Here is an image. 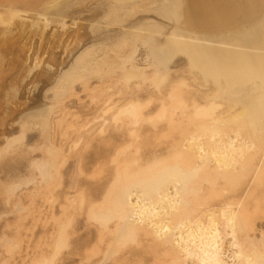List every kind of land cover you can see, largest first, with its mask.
Instances as JSON below:
<instances>
[{"label": "bare ground", "instance_id": "obj_1", "mask_svg": "<svg viewBox=\"0 0 264 264\" xmlns=\"http://www.w3.org/2000/svg\"><path fill=\"white\" fill-rule=\"evenodd\" d=\"M115 1H110L108 10L104 9V17L91 26L90 30L95 34L93 43L73 56L75 50L82 46L81 43L87 40L89 35L86 33L77 36L73 48H70L71 45L67 48L65 58L59 62L66 69L59 70L51 89L57 102L66 94L73 93L78 85L87 92L90 81L97 79L101 82L107 76L118 72L130 89L132 83L136 87L148 84L158 94L165 82L172 79L170 65L176 57H184L186 67L179 73L175 85H170L172 90L156 112L146 113L149 104L139 101L138 98L126 102L109 99L106 107L100 108V113L97 111L94 116L96 120H87L81 128L83 130L89 127V131L85 129L83 135L90 136L92 141L96 139L95 134L101 136L109 133L104 145H110L108 151H113L112 161L116 163L114 174L90 198H84V194H79L78 191L76 195L79 200L72 196L70 200L66 199L70 201L69 207L74 210H86L87 223L89 220L90 224L99 226L98 238L104 251L100 252V262L108 264L120 247H127L129 250L128 246L132 244L140 247L146 244L156 249L157 256L154 257L157 264H264V228H257L256 225V221L261 220L258 217L259 212L256 211L259 210V204L255 202L257 205L254 212L249 213L246 210L248 206L244 205L245 198H235L243 187H246L245 193L249 190L248 198H252L251 195L256 190L252 192L253 186L251 183L247 184L249 177L257 189L264 184L263 4L258 7L260 9L257 10L255 18H248L250 10L238 5V0ZM50 3H45L46 7ZM62 3L59 8L57 5L58 12L53 15L64 18L65 11L68 12L76 2L71 4L73 2L67 0L64 6ZM25 6L24 0H0V7H6L0 11V26L4 34L2 36L9 34V31L11 36L12 27L21 29L26 25L25 28L29 29V25L24 24L25 21L22 23ZM52 10L56 11L54 8ZM140 12L145 15L153 13L163 22L168 21L173 24V30L166 33L168 27L165 23L139 22L137 19V23L132 21L125 30L115 27H124L130 18L134 19ZM45 15L41 13L39 18L42 19L37 18L44 21V25L42 21V25L36 23L40 29H37L39 27L36 24L33 25L37 28L32 33L42 35L40 40L43 39L45 28L51 23L49 20H52ZM232 17L239 19L233 25L216 24L213 20ZM241 22L243 23L239 28L236 27ZM104 23L105 28L102 27ZM124 23L126 24L123 25ZM61 25L66 29L67 26L65 27L62 20ZM106 25L115 27L116 30L111 29L113 32L104 34L102 32ZM255 25L258 26L254 28ZM231 29L238 30L233 33L235 31ZM161 37L164 39L161 40ZM101 40L105 42L97 44ZM1 42L2 46L7 45L5 41ZM139 46L144 54L142 59L136 56ZM111 51L117 54L115 61L112 60L114 56H111ZM37 59L38 57L35 62L40 65L42 61L38 62ZM53 64L59 66L58 61ZM105 67H108L107 72H104ZM49 68L54 76L57 69L53 66ZM147 69H150L151 75ZM182 89L188 92L187 96L182 93ZM192 90L198 93L199 99L196 94H192V98L188 96ZM92 92L95 91L92 89ZM51 111L49 108H42L31 113L28 117L32 119L30 123L34 119L36 124L38 121L42 124L48 121L50 124L47 119L51 118ZM13 115L15 114L11 116ZM42 124L39 125L40 128L44 126ZM121 128L125 133L120 131ZM67 131L64 132L65 139ZM67 135L70 136L68 133ZM149 139H163L166 143L163 141L164 144H157L153 151H147L148 147L144 146ZM82 140L83 137L73 140V148H78ZM88 140L86 145L90 143ZM103 146L98 152L97 149L96 152L92 150L95 154L89 156L93 157L91 164L101 163V160L107 158L109 154L104 153ZM46 149L44 151L48 153ZM54 149L48 150L52 152L48 154L54 157L50 159L52 161L49 164L43 162L39 168L44 183L55 178L61 181V168L65 164L63 148L60 146L58 150ZM72 222L71 217L56 221L52 253L48 258L44 255L37 264H53L69 248L68 230ZM88 231L94 237V230L91 228ZM99 243L96 247L92 246L91 253H99ZM142 248L144 249V245ZM90 258L92 256L88 255L86 260H91Z\"/></svg>", "mask_w": 264, "mask_h": 264}, {"label": "rangeland", "instance_id": "obj_2", "mask_svg": "<svg viewBox=\"0 0 264 264\" xmlns=\"http://www.w3.org/2000/svg\"><path fill=\"white\" fill-rule=\"evenodd\" d=\"M46 1L50 3V0L49 1L24 0L26 6L23 9V11L26 9L24 12L27 14L23 13L24 15H22V18H24V20L22 21V18L20 20L22 21V23L25 21L26 23L24 22V24L29 25L28 26L29 29L25 28L26 25L23 26L24 29L23 28L13 29L12 27V29L10 30H12L14 33L11 32V36H12L11 37L10 31L9 34L2 36L4 35L3 28L0 26V34H1L0 35V88L3 90L2 91L0 89L1 91L0 92V149L2 148L0 151V264H37L39 263V261L41 262V258L44 255L47 256V258L50 257L52 253V245H53L52 243H54L53 242L55 236L54 234L57 226L56 221L58 219L65 220L67 219V217H71L73 221L72 223H70L71 226L70 229L68 230L69 240H70L68 241L69 248L60 255L61 257L60 256L57 257V259L53 264H81L82 262H83L82 264H96V263L98 264L101 263L100 260H102V256L100 252L101 251L104 252L102 247L100 246L99 238H98L99 226L90 224L89 220L87 223V217L85 214L86 210L84 211L83 209L82 211L80 209L78 210V208H75L74 210L73 208L69 207L68 203L70 201L67 200H70L72 197L73 199L75 198L79 200L80 198H78L77 196L78 191H80L79 194H84L83 195L85 196L84 198L87 199L88 196L90 198L91 195L96 193L98 191L97 189L100 188L103 185V183L110 176L114 174L113 168L115 166L114 165L115 162L112 161V158L114 156L113 151H108L110 145L109 146H107V144L104 145V143L107 142V137L109 136V133L101 136L95 134L96 139L92 141L89 138L90 136L88 137L87 135H83L85 129L89 131L88 130L89 127L85 129L83 128V130L81 128L85 123L94 119V116L96 115L97 111L98 113H100V110L104 108V106L106 107L107 104L106 102L109 99H113L115 101L120 99L123 102L129 101L131 99L134 100L139 99V101L149 104L145 110L146 113L149 114L150 112L151 113L156 112V110L162 104V101H164V99H167L169 92L172 90L171 86L175 85L174 82L176 79H178L179 73L182 72L186 67V63H185L186 60L184 57H183L184 59L182 57H176L172 61L173 64L170 65V73L173 74L172 75L173 80L171 79L170 82L166 81L162 90L158 94L154 93L153 87L152 86L149 87L148 84H144L143 86L136 87V85L132 83L131 84L132 86L130 85L131 86L130 89V87H128V85L123 82L121 73L118 72L116 73L117 75L113 74L107 76V78L101 82L97 79L90 81L88 84L89 87L87 92L84 91L81 85H78L75 88L76 90L74 89L73 93L66 94L65 97H62V99L59 102H57L54 99V94H51L52 93L51 89L54 86V78L57 77L59 70L61 71L66 69V66L60 65L59 62L63 61V59L65 58L67 53L66 52L67 48L70 45H71L70 48L74 47L77 36L85 35L86 33L89 35L87 36L88 38L86 37L87 40L81 43L82 46H80L79 49L77 48L75 50L73 56L76 55L77 51L84 49L85 46L87 47L94 42L95 34H93V31L90 30L91 26H93L94 23H96L97 21H100L101 17L102 18L104 17V9L107 8L115 0H74V1L71 0L73 2L71 4H74L75 2L76 3L74 4L75 6L71 5L70 8L71 10L66 9L68 12L65 11V14L63 15V17L66 19L61 18L59 16H55L53 14L58 12L57 8H59V5L62 2L65 3V1L67 0H56L59 2L52 0L53 3L55 2V4H52L51 2L50 4H47L48 7H46L45 4L47 3ZM117 1L118 0H116L115 2ZM138 1H142V0H138ZM64 3H62L63 6L65 5ZM77 3H80V5ZM239 4L243 5V7L246 8L247 10H250L249 13L250 16H248V18L256 17L257 14L256 12L258 9H260L258 8L260 5L263 4V6L261 7L262 9H264L263 8L264 0H238V5ZM20 6L24 7L23 4H20ZM6 7L4 8L0 7V11L2 9H6ZM40 8L43 9L44 11L43 10L41 11ZM53 8L54 11L56 10L55 12H53L52 10ZM108 8L106 10H108ZM61 10L64 12V9ZM41 13L42 15H44L45 13L46 14L45 17L47 19L48 18L52 19L49 20L51 21V23L48 24V28L46 29L44 27L45 34H43L42 40H40L41 39L40 36L42 35L35 34V32L32 33V31H35V29L37 28V27L35 28V26L40 25L41 21L42 24L44 25V21L39 20L42 19L39 18L40 17L39 15H41ZM262 13L263 12L261 11V15ZM146 14L147 15H145V13L144 14L141 13L138 16L135 15L134 19L130 18L127 21V24L126 23L123 24V25L126 24L124 27L123 26L120 27L115 26V27L116 28L118 27L122 30L124 28L125 29L128 28L129 25L132 24V21L133 23H137L138 21L139 22L152 21L158 23L160 22L162 24L165 23V26L167 25L168 27L166 33L168 31L173 30L172 29V27H174L173 24L169 23L168 21L164 20L163 22L162 19H159L153 13L151 15H148V13ZM25 19L28 21L29 24ZM36 19L39 21H37ZM236 19H237L236 17H232V18H222V19L220 18V20L217 19L218 21H216V18L213 20L214 22H216V24L231 23V25H233L235 24L236 21L239 20ZM61 20L64 22L65 27L67 26L66 29L62 27ZM249 21L247 20V22ZM36 23H38V25ZM242 23L243 22H241L240 24H236L238 25L236 27L239 28V26ZM34 24L36 25L33 26ZM257 26L255 25L254 28ZM102 27L105 28V23L104 25L102 24ZM107 27L106 29L109 30L103 29L104 32L102 33L105 34L108 31L111 32L112 30H116L114 26H113L114 28H112L111 26H109L108 28ZM25 29H27V31ZM37 29H40V27ZM18 30L22 31V33ZM231 30L235 31L233 29ZM237 30L233 33H236ZM223 31L224 30H222V32ZM15 32L17 34L18 33L20 34H18L17 36ZM27 32L29 33L27 34ZM214 32L218 33V31H214ZM214 32H212V34ZM220 32L221 31H219V33ZM36 35L37 37H35ZM162 39H164V37H161V40ZM1 41H5L7 45L2 46L3 44H1L2 43ZM99 42L100 44H102L105 42V40L98 41L97 44H99ZM10 45L12 46L10 47ZM110 45L111 44H109V46ZM140 47L141 46H139V50L136 54L138 59H142L144 56V54L142 53V47L141 48ZM111 56L112 57L114 56L112 60L115 61L117 59L115 58L117 56L115 52L111 51ZM37 57H38L37 59L38 62L42 61L40 65L36 64L35 62ZM57 61L59 66H54L53 63ZM50 66H53L55 67L54 69H57L56 70L57 72L54 74V76H52L53 74L51 75L52 72L51 69L49 68ZM142 66L146 67V65L144 64ZM107 68L108 67L104 68V72H107L106 71ZM147 71L150 75L152 74L150 73L151 72L150 69H147ZM50 76L53 77L52 80ZM120 80L122 81L120 82ZM141 88H143V90ZM10 89L12 90V92ZM92 89L95 92H92ZM103 92L105 93L104 96H103L104 94ZM117 92L118 95L116 94ZM182 93L185 96H187L186 94H188V92L185 89L184 90L182 89ZM16 94L17 96L15 97ZM135 94L137 96H135ZM192 94L193 96H195L196 94L197 99H199L198 97L199 95H197L198 94L197 92H194L192 90L190 95L188 96H191ZM263 96H264V92L262 94V98H264ZM63 98L64 99L67 98V99L63 101ZM148 101H150L151 103ZM5 102H7V106H5ZM42 108H49L52 110L51 118L49 117V119H47L49 120L50 124L46 120L47 122L43 123L44 126H42L44 128L45 126H47V129L45 128L47 131L46 130L43 131L44 128L42 127L40 128L39 125L42 124L40 121L36 119V122L37 121L40 122V123L37 122L36 124L33 119V123H30L32 119L30 120L28 118L31 113L36 112L37 110ZM5 109L7 110L8 113L6 112ZM4 111L6 113H4ZM10 112L11 114H9ZM12 114L15 115L11 116ZM175 119H177V117H175ZM61 125L63 127L64 125H66L65 127L66 128L68 127L67 130L69 129L70 130L67 131L66 128L65 127L63 128ZM122 129L123 128H121L120 131L125 133V131H123L124 129L123 130ZM65 131H67L66 139L63 137L65 135L64 133ZM59 133H62L60 134L61 137L59 136ZM67 133L71 136V138L70 136L67 135ZM48 135L50 138L48 137ZM78 137H83V140L81 142V145L78 148L74 149L72 142ZM48 139L50 140V142ZM87 139L90 140L87 141L90 142L88 145H86ZM63 141L65 142L63 143ZM147 141L145 142L146 145L144 146L145 148L148 147L147 151H153L152 149L157 144H161V145L164 144L163 141L166 143V140L163 139L160 141H156L155 139H149ZM50 143L51 144L53 143L55 147H53V144L50 145ZM62 143L64 144V146ZM59 145L62 146L63 148L64 152L62 151V153L64 154V158H65V164L61 168L62 170L61 181L55 178L54 179L55 181L52 179L53 181L50 180L49 182L44 183L39 168L41 167V164H43V162L49 164L50 161H52L50 159H53L54 157L51 155L52 152L48 150L50 149L52 150L54 148L58 150V147H60ZM50 146H52L53 148ZM102 146L105 149L104 153L108 152L107 154L109 155L104 160H101V163L94 162L91 164L90 161L92 160L93 157L89 158V156H94L93 154H95L96 152L95 150L97 149L98 152V150H100ZM44 148L45 149L47 148L46 149L47 152L48 153L51 152V154L49 155L48 153H45L46 151H44ZM92 150L95 152L93 153ZM246 182L247 184L251 183V185L253 186L254 189L252 192H255L256 190V192L251 195L252 198L251 197L248 198L247 194L249 190L248 192L245 193L246 187L245 188L243 187V189L240 190L239 194L235 198L236 200L238 199L241 200L245 198L244 205L248 206V207L246 206L247 207L246 210L249 213L254 212V208L257 205L256 203L259 204L257 205V208L259 207V210L256 211L259 212L258 217L261 218L262 221L258 219V221H256V225H258L257 228L262 229L264 228V202L262 200L264 199V188L262 187L264 184L262 186H258L257 189L256 185L253 183L250 177L247 179ZM257 190H259V192H257ZM256 193L257 195H255ZM90 225L91 228L94 230L93 231L94 237L93 234H91L88 231L91 230ZM96 231L98 233H96ZM96 234L97 237H95ZM98 243L101 249L99 253H95V251L91 253L90 251H92L91 250L93 248L92 246L96 247ZM143 245H144V249L142 248ZM145 245L146 244H142L140 247V245L132 244L130 245L131 248L128 246L129 250L127 249V247L124 248L120 247L118 251L119 253L117 252L114 255L115 257H113V259H111L108 264H138L139 262H141V264L142 262L143 264H155L156 262L157 264L158 261L156 257H154L157 256V254L155 253L156 249L149 247V245H146L145 247ZM98 249L96 250L98 251ZM94 254L96 256H94ZM88 255L92 256V258H90L91 260L87 259L89 261L86 260V257Z\"/></svg>", "mask_w": 264, "mask_h": 264}]
</instances>
